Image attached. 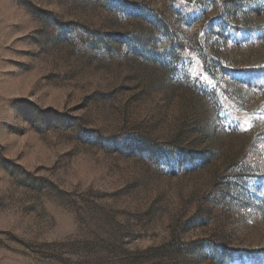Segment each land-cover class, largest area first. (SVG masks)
Returning a JSON list of instances; mask_svg holds the SVG:
<instances>
[{"label": "rangeland", "instance_id": "rangeland-1", "mask_svg": "<svg viewBox=\"0 0 264 264\" xmlns=\"http://www.w3.org/2000/svg\"><path fill=\"white\" fill-rule=\"evenodd\" d=\"M261 4L0 0V264H264Z\"/></svg>", "mask_w": 264, "mask_h": 264}, {"label": "snow or ice", "instance_id": "snow-or-ice-1", "mask_svg": "<svg viewBox=\"0 0 264 264\" xmlns=\"http://www.w3.org/2000/svg\"><path fill=\"white\" fill-rule=\"evenodd\" d=\"M192 2H193V4H195V3H196V0H192ZM248 2H249V3H252V4L255 5L256 3L259 2V0H248ZM261 7H264V4H261ZM201 35H203V33H201ZM189 63H191V60H189ZM260 67H264V65H260ZM197 78H198V79H203L204 83H205L206 85H210L213 89L216 87V85H215V83H213L212 79L209 78V77L206 76V75H202V74H201V75H198ZM0 120H3V117H0ZM244 123H245V124H248L247 121H245ZM237 126L240 127L239 122H237ZM249 127H250V125H249ZM241 130H247V129L241 127ZM262 194H264V193H262ZM248 211H252V210H251V209H248ZM262 218H264V215H262ZM248 223L251 224V223H253V221H252V220H249ZM237 264H240V262L237 261Z\"/></svg>", "mask_w": 264, "mask_h": 264}]
</instances>
